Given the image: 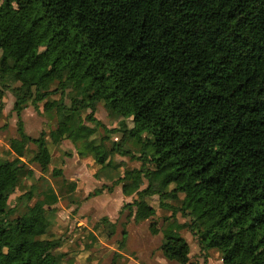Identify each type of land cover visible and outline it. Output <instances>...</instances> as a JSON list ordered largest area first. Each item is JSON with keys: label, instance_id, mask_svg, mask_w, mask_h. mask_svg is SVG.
Listing matches in <instances>:
<instances>
[{"label": "trees", "instance_id": "16d2710c", "mask_svg": "<svg viewBox=\"0 0 264 264\" xmlns=\"http://www.w3.org/2000/svg\"><path fill=\"white\" fill-rule=\"evenodd\" d=\"M8 90L21 142L38 147L41 180L51 171L65 192H76L51 168L52 147L65 140L101 165L130 154L141 167L116 182L125 196L137 195L124 208L136 223L152 220L166 260L195 264L187 230L205 264L212 249L222 264H264V0H0V114ZM42 101L59 121L35 139L22 112ZM99 103L120 119L111 132L121 139L110 149L108 131L96 144L85 123L102 126ZM11 143L25 156L22 143ZM22 168L0 162V264H63L61 239L38 238L50 226L51 195L33 186L19 197L40 196L33 207L19 215L10 207ZM154 196L171 211L162 227L147 201Z\"/></svg>", "mask_w": 264, "mask_h": 264}, {"label": "rangeland", "instance_id": "374dc122", "mask_svg": "<svg viewBox=\"0 0 264 264\" xmlns=\"http://www.w3.org/2000/svg\"><path fill=\"white\" fill-rule=\"evenodd\" d=\"M19 84H15L18 86ZM35 90V89H34ZM59 99V95L54 97ZM16 97L11 90H8L4 97V109L0 114V162L10 161L23 167L21 171L22 186L21 189L15 190L9 200L10 207L17 206L16 215L24 213L33 207L40 196L36 195L33 199L26 198L20 201L19 197L25 192L32 190L35 194L39 191L43 194H50L51 204L47 206V219L50 226L45 235L39 239L55 238L61 239L62 248L58 253L64 255L61 259L63 264H68V259L73 260V264H151L148 254L155 248L160 249L163 236H154L150 232L152 220L136 223L129 219V210L124 206L136 200L137 195L127 197L122 193V186L116 182L124 175L126 170L138 169L141 162L132 159L131 155H121L116 153L108 157L106 164H97L93 157H81L73 142L65 140L59 146L52 147L53 160L51 168L62 169L63 178L77 184V190L74 193L65 192L60 182H56L51 175V171L44 175L41 180L42 171L39 164L33 161V157L38 147L27 141L21 142L18 133V116L14 111ZM69 105V99L65 100ZM45 101L33 105L32 103L22 112V121L26 134L32 138H39L41 134L49 133L56 129L59 118L48 114L44 111ZM58 111L63 113L65 110L59 107ZM90 111H85L86 116ZM95 118L98 119L102 126H96L91 122H85L86 126L95 134L92 140L99 144L108 131L109 140L105 145L110 149L114 141L121 139V134L111 132L119 128L120 119L111 114L104 106L99 103L95 112ZM129 127L132 124L129 122ZM142 134V137H146ZM16 140L22 143L21 150L25 156L18 155L15 151L6 150L5 143L12 146L11 141ZM127 151L137 153L135 144L126 141ZM15 152V153H13ZM23 157L22 159L20 157ZM32 170L33 176H27V171ZM58 181V180H57ZM148 182L145 181L143 189ZM42 195V194H40ZM147 201L156 208L157 215L154 221L159 227H162L163 220L171 213L160 206L158 196L147 198ZM166 204H173L171 199L166 200ZM178 220L183 223L190 221L189 218L177 215ZM107 219V222H103ZM113 234L109 235L110 232ZM124 231L127 236L124 239ZM71 232L73 234H71ZM87 232L94 234L93 238H86ZM182 235L191 245L198 247L195 237L187 230ZM124 241V248H121V242ZM196 242V243H195ZM198 244V245H197ZM142 256H136L137 251ZM139 250V251H140ZM143 251H147L145 254ZM214 251H217L214 249ZM116 255V259H114ZM151 258V257H150ZM195 257L192 256V259ZM113 261L115 263H113ZM173 264H179L173 262Z\"/></svg>", "mask_w": 264, "mask_h": 264}, {"label": "crops", "instance_id": "0c3cea01", "mask_svg": "<svg viewBox=\"0 0 264 264\" xmlns=\"http://www.w3.org/2000/svg\"><path fill=\"white\" fill-rule=\"evenodd\" d=\"M0 142L1 143H3V141L2 140H0ZM5 147H6V150H10V151H14L13 150V148H12V146H10V142H9V145L7 144V143H5ZM57 147V146H56ZM55 147V148H56ZM22 152L24 153V151L22 150ZM13 153H15V152H13ZM16 154V153H15ZM17 155V154H16ZM19 155V154H18ZM17 155V156H18ZM20 157V156H19ZM21 159L23 158V157H20ZM197 242V241H196ZM195 242V243H196ZM190 245V244H189ZM198 245V244H197ZM140 250V249H139ZM139 250H135V252L137 251V254H136V256H142V255H140L139 253L141 252V250L139 251ZM144 252V254L147 252V251H143ZM204 254H206L207 255V263L206 264H222V259H221V255H220V253L219 252H217V251H214V249H212V250H209V251H207V252H205ZM148 260H149V262L151 263V264H173V262H171V261H168V260H166L164 257H163V255H162V253H161V251H160V249L158 250V249H156L155 248V255H154V253L153 252H150L149 254H148ZM190 256L192 257V256H194L195 258L194 259H192L193 260V262H195V264H205V258H204V256H201V248H200V246L198 245V247H196V246H194V248H192L191 247V245H190ZM151 257V258H150Z\"/></svg>", "mask_w": 264, "mask_h": 264}]
</instances>
